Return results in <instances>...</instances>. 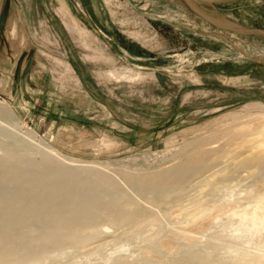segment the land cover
<instances>
[{"label": "rangeland", "instance_id": "1", "mask_svg": "<svg viewBox=\"0 0 264 264\" xmlns=\"http://www.w3.org/2000/svg\"><path fill=\"white\" fill-rule=\"evenodd\" d=\"M195 1L237 25L264 29V0ZM0 103L13 114L0 116L6 135H0V141L6 138L3 143L13 145L20 140L32 150L42 147L40 141L68 158L89 161L85 164L112 176L140 209L163 217L160 228L163 234L177 236V246L186 247L179 235L190 234L192 251L204 263L216 264L215 257L225 254L221 249L203 253L204 243L238 244L227 237L229 230L216 227L217 217L229 215L233 208L209 210L192 219L185 218V210L199 195L200 178L232 157L206 161L200 145L231 149L238 159L248 156L258 140L264 145V135L255 133L264 125L263 36L214 27L183 0H0ZM243 128L250 130L242 134ZM232 132L237 139L229 142L225 134ZM240 143L245 147L236 148ZM190 158L201 163L198 173L162 203L141 197L122 176L124 171L149 173ZM250 170L239 166L228 175L234 188L222 192L225 202L251 208L249 195L241 191L250 185L264 196V168ZM219 193L200 197L217 203ZM166 208L170 211L164 218ZM150 224L146 219L142 233L126 237L119 227H100L87 246L64 249L34 264H63L72 257L78 258L77 264H111L104 256L111 253L117 264L123 259L138 262L141 255H152L148 242L122 249L119 245L134 236L147 237L143 235L152 229ZM98 244H103L102 250L84 253ZM158 255L163 261L146 264L172 257L167 250ZM180 258L189 261L185 254ZM192 264L200 261L192 259Z\"/></svg>", "mask_w": 264, "mask_h": 264}, {"label": "bare ground", "instance_id": "2", "mask_svg": "<svg viewBox=\"0 0 264 264\" xmlns=\"http://www.w3.org/2000/svg\"><path fill=\"white\" fill-rule=\"evenodd\" d=\"M201 9L209 17L220 23L235 24L223 16ZM0 116L13 118L11 110L2 103H0ZM2 130H0L1 136L5 134ZM248 130L250 128H243L241 132L243 134ZM6 132V134L10 133V131ZM255 133L259 136L264 135V125L259 124ZM234 135L235 132L226 133L225 138L231 142L237 139ZM2 137H6V135ZM4 139L6 138L0 141V264H34L36 261L39 262L46 256H54L64 249L82 248L87 246L85 244L96 235L95 233H98L100 227H119L121 228L120 235H125V237L128 234H137L139 233L138 230L140 231L141 224L146 219L150 220L152 224L148 228L152 227L149 231L144 229L146 234L144 233L143 236L147 235V237L136 240V236L133 235L134 238L132 237L131 240L125 241L123 245L119 246H137V243L145 241L149 243L152 255L148 256V253L141 255L140 260L136 261L137 263L133 260H130L132 261L130 262L123 259L118 264H146L151 260L161 262L163 259L158 254L162 250L171 252L172 257L168 261L159 264H192V259L200 261V264H206L201 260L199 253H193V241H191L190 234L183 233L179 235L181 242L186 247L177 246V236L163 234L160 228V219H163V217L159 218L151 213L152 211L147 212L142 208L140 209V206L137 205L138 201L136 202L135 198L129 196L112 176L97 168L88 166V163L85 164L89 161L68 158L61 155L50 144L41 143L39 140L42 147L32 150L33 146L23 144L20 140H15L13 145H9L7 142V144L3 143ZM259 141H257L258 146L255 149L253 146L254 150L252 149L248 156H242L241 159H238L236 154L233 156L232 150L226 149L227 147L224 146L226 150L219 147L206 149V144L199 146V151L207 158L206 161L214 156L225 158L232 156L228 164L214 170L210 175L201 177V180L198 179L200 180L199 184L197 183L199 185L197 187L199 195L190 199L189 203L192 206L190 205L189 211L185 210L187 215L185 218L192 219L202 216L204 212L220 210L221 207H226L227 210L234 209L225 217H217L216 214V216L213 215V218H220L218 221L216 220L217 223L215 222L216 227L229 230V234H226L227 237L238 240V244L226 245L220 244V241L218 243L216 241L202 243L203 253L214 254L220 249L225 250V254L215 257V260L218 259L216 264H229L228 259L231 260L232 258L234 260L236 258V263L233 264H264V262H261L264 260V196L251 190L249 188H253L251 185L244 188L241 191H245L249 195L250 200L248 198L246 200L247 203L249 201V203H252V207H248V204L246 206L248 209L246 210L245 207V210H243L241 209L242 205L239 204L240 202L232 201L231 205L227 201L225 202L222 193L228 191V189L233 190L234 185L232 184L233 187H231V183H228V175L232 174L235 168L239 166L244 169L248 168L251 169L252 173L263 170L264 145L258 143ZM197 144L195 146H198ZM192 145L194 144L192 143ZM243 147H245L243 143L236 146L240 149ZM238 150L236 149L235 152ZM36 155L39 158H36ZM70 162H81L83 164L79 163L80 165L76 166L74 163V166ZM198 163L197 159L190 158L188 161L179 162L149 173L124 171L122 176L140 196L151 198L157 204V201L162 203L172 193H178L183 189V184L189 181L196 172L198 173L201 166V163ZM214 192L222 193V199L219 198V200L217 197V203L204 200L205 197H200V195H210ZM236 192L238 193V191ZM177 201L179 200L177 199ZM169 208H166L163 213L160 212L161 215L163 214L162 216H165L164 218L167 215L169 216ZM179 208H182V206ZM258 210L260 211L258 212ZM211 213L207 216L211 217ZM208 220L206 217L202 221L207 224ZM221 235L224 237V234ZM221 235L217 234L216 237L220 236L221 239ZM244 246L251 247V250L246 249ZM102 248L103 244H98L88 249V251L85 249L84 253L96 252V250H102ZM183 254L187 256L189 261H183L180 258ZM104 256L106 257V260L104 258L105 262L109 260V263L117 264L112 257V253ZM72 258L71 261L66 260L67 262L63 264H77L78 258ZM60 262L62 263V261Z\"/></svg>", "mask_w": 264, "mask_h": 264}, {"label": "water", "instance_id": "3", "mask_svg": "<svg viewBox=\"0 0 264 264\" xmlns=\"http://www.w3.org/2000/svg\"><path fill=\"white\" fill-rule=\"evenodd\" d=\"M184 4L197 16H199L204 21L208 22L214 27H217L219 29L235 32V33H241V34H256L261 35L264 37V29L259 27H248V26H240L237 24H224L220 23L211 17H209L197 4L195 0H183Z\"/></svg>", "mask_w": 264, "mask_h": 264}]
</instances>
